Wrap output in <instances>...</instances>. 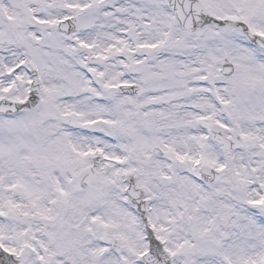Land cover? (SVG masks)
<instances>
[{
  "label": "rangeland",
  "instance_id": "rangeland-1",
  "mask_svg": "<svg viewBox=\"0 0 264 264\" xmlns=\"http://www.w3.org/2000/svg\"><path fill=\"white\" fill-rule=\"evenodd\" d=\"M250 1L214 14L242 11L264 33V0L257 13ZM70 17L77 26L65 37L56 25ZM252 49L235 28L188 34L161 0H0V99L24 100L31 69L41 87L34 110L0 116L1 245H36L23 264H143L147 242L124 194L131 174L174 264H264V63ZM224 63L234 68L228 78ZM125 83L138 84L140 97L118 96L113 86ZM213 124L240 135L236 150L209 138ZM93 156L102 157L97 176L76 194L71 179ZM41 159L50 162L43 172L34 166ZM201 166L222 180L202 184ZM18 212L50 225L7 220Z\"/></svg>",
  "mask_w": 264,
  "mask_h": 264
},
{
  "label": "water",
  "instance_id": "water-1",
  "mask_svg": "<svg viewBox=\"0 0 264 264\" xmlns=\"http://www.w3.org/2000/svg\"><path fill=\"white\" fill-rule=\"evenodd\" d=\"M165 2L167 6H169L172 12L174 13L179 26L190 31L191 33H194L198 29H201L206 24L217 25L219 27L226 25V22L216 21L210 18L206 14L204 8L201 5H199V3L195 0H165ZM73 25L74 23L72 22L70 28L62 27L60 29L61 31L64 30L66 33L69 34L73 29ZM238 27L243 32L242 34H244L252 43L257 44L258 46L264 48V43L262 41L259 40L257 41L256 38L252 37L243 26L238 25ZM231 72H232V68L229 65L223 67L222 73L224 75H230ZM32 76L34 81L31 86V92L28 96L29 97L28 102L24 105H19V106L2 102L0 103V108L5 109L3 113H15L17 111L34 107V105L38 101V86H37L35 74L32 73ZM223 111L227 116L229 115L228 109H223ZM210 133L215 138V140L220 141V145L226 151L235 148L238 142L236 135H233L234 141H229L227 139H224L222 130L216 126L210 129ZM97 166H98V160L93 161V166H91L89 170H87L86 172L77 176L74 179L75 182L74 189L77 192L85 189L88 186V184L92 181V179L96 174ZM199 172H201V178L206 183L216 182L220 178L218 174L205 168H202ZM127 183L129 186L127 190V195H128L127 197H129L134 207H136L139 217H141L142 221L145 223L146 219L144 217L145 216L144 202L141 201L142 192L140 190L134 189L133 178H128ZM13 219L18 222L21 220V218H18L16 216H14ZM146 235L149 241V247H148L149 253L146 255V258L144 260L145 264H170L169 259L162 251L161 245L154 239L152 233L149 230H146ZM108 244L110 245V247L117 250V246L114 240H108Z\"/></svg>",
  "mask_w": 264,
  "mask_h": 264
},
{
  "label": "flooded vegetation",
  "instance_id": "flooded-vegetation-1",
  "mask_svg": "<svg viewBox=\"0 0 264 264\" xmlns=\"http://www.w3.org/2000/svg\"><path fill=\"white\" fill-rule=\"evenodd\" d=\"M202 2H203V0H201ZM206 3H207V1H209V0H204ZM226 0H213V2L215 3V8H212L211 6L209 7V9H211V10H213V11H217L218 12V10H221V8H222V4H223V2H225ZM230 1V0H229ZM216 3H218V4H216Z\"/></svg>",
  "mask_w": 264,
  "mask_h": 264
}]
</instances>
